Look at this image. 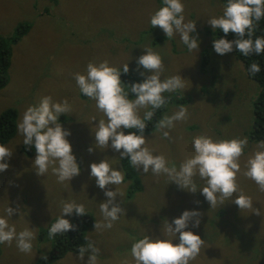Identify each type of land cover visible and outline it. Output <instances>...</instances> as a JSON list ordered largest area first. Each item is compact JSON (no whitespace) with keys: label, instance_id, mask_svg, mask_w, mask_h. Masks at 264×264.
Wrapping results in <instances>:
<instances>
[{"label":"rangeland","instance_id":"rangeland-1","mask_svg":"<svg viewBox=\"0 0 264 264\" xmlns=\"http://www.w3.org/2000/svg\"><path fill=\"white\" fill-rule=\"evenodd\" d=\"M182 2L185 22L196 24L193 33L199 40L196 53L188 50L179 34L168 38L159 26H151L150 17L163 6V0H0L1 37L9 42L17 25L31 24L21 41L10 46L9 81L0 90V114L9 108L16 112V134L5 145L13 154L6 161L8 169L0 172V216H6L7 206L18 209L9 218V224L15 225L17 233L29 228L36 236L29 253L20 252L15 241L11 246L0 244V264H35L50 252L52 240L45 231L61 214L62 201L82 203L95 222L103 220L99 204L107 197L90 176L89 165L107 159L113 168L123 172V158L111 147L104 150L94 147L95 125L105 117L94 100L82 96L74 75L86 74L90 62L107 60L119 69L127 63L129 76L145 78L139 74L145 71L142 66L136 70L137 58L146 54L144 48H152L161 55L162 80L177 74L184 79L185 89L163 94L167 100L163 117L178 111L182 104L189 113L186 121H177L173 128L165 129L171 139L164 138L157 127L143 133L145 146L154 155H163L168 166L179 169L183 161L194 155L192 141L198 135L206 134L213 140L247 137L237 183L261 214L240 210L232 202L235 193L222 206L210 209L199 191L206 186L199 175L194 177L197 192L192 193L170 182L164 174L157 176L151 170L145 174L142 168L138 172L131 166V174L140 180L141 191L129 196V181L106 186V190L123 194L116 197V202L124 209V216L111 229L95 230L94 225L86 229L81 246H86L87 240L95 242L100 249L97 264H122L125 259L134 264L131 246L135 241L144 235L173 239L167 234V223L185 210H196L201 213L200 224L193 228L190 223L186 230L199 235L205 244L189 264H264V192L243 175L246 161L258 143L251 140L250 133L253 105L260 87L248 77L232 52L219 55L212 47L215 29L207 21L221 16L226 5L220 0ZM147 75L150 73L145 72ZM44 96H51L56 102L67 98L71 107L58 121L71 133L66 139L72 146L80 174L63 183L58 182L51 166L44 176L36 174L34 147L30 155L21 151L23 136L17 131V124L26 108L38 105ZM146 110L150 109L140 111L141 117ZM93 116L97 120L91 121ZM90 146L91 153L87 150ZM63 218L72 223L77 215L73 212ZM178 236L179 233L174 244L179 242ZM89 255L90 251L86 252L81 260L79 253H67L51 264H87Z\"/></svg>","mask_w":264,"mask_h":264},{"label":"clouds","instance_id":"clouds-1","mask_svg":"<svg viewBox=\"0 0 264 264\" xmlns=\"http://www.w3.org/2000/svg\"><path fill=\"white\" fill-rule=\"evenodd\" d=\"M183 13L182 0H163V6L150 17V24L152 27L159 26L168 38L179 34L180 41L188 50L196 53L199 51V40L193 35L196 24L195 21L185 22ZM261 18H264V0H228L223 14L209 18L207 23L213 30L219 29L225 35L229 32L235 34L236 39L215 40L214 51L219 55H225L232 52L235 47L245 57L264 53V37L257 36L253 39ZM144 50L146 54L137 58L136 70L139 71L142 66L145 71L139 74L145 78L142 82L132 83L129 86L135 99L128 98V93L120 79L121 71L124 74L129 72L127 63L119 69L111 66L107 60L99 63L90 62L86 66V74L74 75L81 93L94 100L96 108L105 117L99 119L95 125L94 147L103 150L111 147L113 151L120 153V158H129L131 166L138 172L142 168L145 174L149 170L157 176L164 174L170 182L192 193L197 192L194 177L199 175L206 181V186L199 191L210 204V209L222 206L235 193L236 198L232 202L240 210L250 209L252 213L260 215V211L252 206V198L244 194L237 183V174L241 172L240 157L248 145L247 137L213 140L206 134L198 135L192 141L194 155L183 161L179 169L175 165L168 166V161L163 155H154L145 146L146 139L143 133L147 127L146 121H151L155 110L166 105L167 100L163 94L185 89V84L179 74L162 80L164 64L161 55L152 48H144ZM260 70V65L253 62L248 72L253 76ZM145 72L150 75L145 76ZM142 109L151 110L144 111L141 117ZM70 111L67 98L56 102L51 96H44L38 105L26 108L17 124V131L23 136V145L35 149L36 174L44 176L51 166L53 174L60 183L80 174L72 146L66 139L71 133L62 128L58 121L61 114H68ZM188 116V107L182 104L178 111L160 119L156 127L161 130L164 138L171 139L169 131L165 129L173 128L177 121H186ZM90 119L97 120L95 116ZM124 129L136 131H128L125 134ZM87 150L91 153L93 147L90 146ZM12 154L11 149L0 144V172L8 169L9 164L6 161ZM89 167L90 176L95 178L96 185L100 189L105 190L104 195L107 197L106 201L99 204L103 220L96 221L94 228L95 230L111 229L114 222L121 215L124 216V209L116 202V197L123 194L117 190H106V186L122 184L125 179L124 173L113 168L107 159L99 163H91ZM245 169L243 175L253 180L259 190L264 192V140L256 144L255 151L246 161ZM195 203L199 204V201ZM17 211L18 209L7 206L6 216H0V244L11 246L15 241L20 252L29 253L36 236L29 228L17 233L15 225L9 224V218ZM73 212L82 217L86 214L85 206L75 201H62L61 214L48 229L49 239L57 234L76 230V225L63 218L65 215L71 216ZM200 216L199 211L185 210L170 224L167 223V234L173 239L150 238L144 235L143 238L135 241L131 246L134 264H189L190 261L195 260L205 241L193 231L186 229H189L190 223L193 228L198 227ZM177 233H179V242L174 244L173 240L177 238ZM78 251L81 260L85 253L90 251L87 264H97L100 249L96 247L94 241L87 240V245L80 246ZM42 258L46 259V257ZM122 264H129V261L125 259Z\"/></svg>","mask_w":264,"mask_h":264},{"label":"trees","instance_id":"trees-1","mask_svg":"<svg viewBox=\"0 0 264 264\" xmlns=\"http://www.w3.org/2000/svg\"><path fill=\"white\" fill-rule=\"evenodd\" d=\"M220 1L227 6L228 0H220ZM30 27L31 24H29L28 22H22L19 25H17L13 34L9 38V42L8 40L0 36V90L4 89L9 81L8 70L11 65V54H12V50L10 46L11 44H14L13 46L18 44L21 41V39L27 34ZM213 35H214L213 42L220 38H224L230 41L236 39L235 34L229 32L227 35H225L219 29H215V31H213ZM257 36L264 37V18H261V20L258 22V26L256 27L253 34V39H255V37ZM213 42H212V47H213ZM232 53L234 57L243 64L248 77L254 80L260 87V92L253 105V127L250 133L251 140L259 142L261 140H264V53H262L259 56L252 54L245 57L243 56L242 53L237 51L235 47L233 48ZM205 60L206 58H204V62ZM253 62L258 63L260 65L261 70L259 73L251 76L249 75L248 69ZM139 78L140 77L137 78L135 76H129L128 74H124L121 71L120 79L124 84L123 87L125 88V91L128 93L129 99L135 98V95L131 93L129 86L132 83L142 82L143 81L142 79H144V78L142 79ZM82 96L85 95L82 94ZM166 110L167 109L165 105L160 109L155 110V114L152 120L146 121L147 127L145 128L144 133L151 132L156 128L157 122L163 118V114L166 112ZM15 120H16V112L12 108L6 109L0 114V144L6 145L14 138L16 134ZM128 131H136V130L124 129L125 134H127ZM21 151L26 155H30L31 149L27 148V146L24 145ZM121 165L125 176L124 181L126 182L129 180L130 182L128 188V195L132 196L133 193L141 191L142 189L141 184L131 174L132 173L131 171L133 170L130 165L129 158L127 157L123 158V162L121 163ZM55 221L56 220H53L50 223V225L45 231V235L48 236V229L50 228L51 224L54 223ZM94 223L95 221L93 220L91 215L85 214L82 217L77 216L76 220L72 222V224L76 225V230L74 231L69 230L64 234H57L56 236H54L51 239L52 248L50 252L47 255L42 256V257H46V259L40 257L35 264H51L53 260L61 259L67 253L78 254L79 253L78 249L81 246V242L86 229L92 227ZM40 236H43L42 232Z\"/></svg>","mask_w":264,"mask_h":264},{"label":"bare ground","instance_id":"bare-ground-1","mask_svg":"<svg viewBox=\"0 0 264 264\" xmlns=\"http://www.w3.org/2000/svg\"><path fill=\"white\" fill-rule=\"evenodd\" d=\"M145 175V174H144ZM142 176V175H141ZM129 181V180H128ZM140 181V180H139ZM130 183V182H129ZM137 193V192H136Z\"/></svg>","mask_w":264,"mask_h":264},{"label":"crops","instance_id":"crops-1","mask_svg":"<svg viewBox=\"0 0 264 264\" xmlns=\"http://www.w3.org/2000/svg\"><path fill=\"white\" fill-rule=\"evenodd\" d=\"M144 70V69H143Z\"/></svg>","mask_w":264,"mask_h":264}]
</instances>
